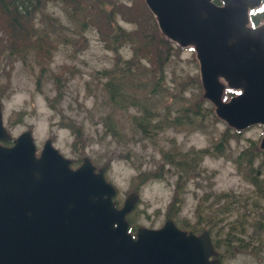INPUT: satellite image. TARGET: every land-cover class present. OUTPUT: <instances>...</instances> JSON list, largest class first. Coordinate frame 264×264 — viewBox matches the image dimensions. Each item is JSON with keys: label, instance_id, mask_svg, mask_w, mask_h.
<instances>
[{"label": "rangeland", "instance_id": "1", "mask_svg": "<svg viewBox=\"0 0 264 264\" xmlns=\"http://www.w3.org/2000/svg\"><path fill=\"white\" fill-rule=\"evenodd\" d=\"M92 1L80 0L86 6ZM97 1L102 6L111 2ZM112 1L117 6V0ZM138 4L134 14L139 16L145 4L143 0ZM92 7L84 8L83 13L89 11L101 35H108L107 40L116 44L111 39V14L105 11L104 18L98 11L101 6L92 2ZM43 9L42 20L37 17L33 21L47 36L46 43L35 42L30 29L12 26V39L1 48L0 105L8 133L15 137L29 129L37 151L50 138L53 147L72 161L71 167L78 166L84 156L95 168L103 167L105 180L116 190L118 206L128 193L136 192L138 200L127 215L129 225L156 228L170 217L182 230L195 234L209 231L220 255L219 264H264V194L253 196L251 183L253 172L258 182L264 180V151L258 146L263 127L250 125L235 133L215 117L212 105L201 97L194 50L180 48L164 61L166 52L153 42L148 53L158 66L152 69L146 62L149 55L144 60L136 56V65L129 66L133 79L125 84L134 85L136 89L130 94L152 110L151 122L166 118L168 124L161 129L143 127L139 134L129 123L138 111L112 107L109 91L106 94L102 85L104 71L113 65L125 68L120 62L116 64L115 57L130 60V43L111 51L94 27L81 31V17H77L80 23L71 20L62 3L47 2ZM109 9L106 5L104 10ZM115 18L122 29H133V24L119 15ZM141 19L139 34L145 37L151 31L149 17L144 13ZM129 39L134 42L133 37ZM227 92L235 93L225 90L222 99L232 96ZM186 112L198 116L189 117V124H171L174 117L185 120ZM235 218L244 221L246 230V237L238 236L239 248L230 243V235L225 236ZM221 226L223 232H219Z\"/></svg>", "mask_w": 264, "mask_h": 264}, {"label": "water", "instance_id": "2", "mask_svg": "<svg viewBox=\"0 0 264 264\" xmlns=\"http://www.w3.org/2000/svg\"><path fill=\"white\" fill-rule=\"evenodd\" d=\"M166 39L191 46L203 97L233 130L261 125L264 151V20L249 13L263 0H143ZM237 90L227 100L225 90ZM0 105V264H218L208 232L196 235L167 217L128 230L138 195L116 206L103 167L79 166L46 139L36 155L31 131L13 139Z\"/></svg>", "mask_w": 264, "mask_h": 264}, {"label": "trees", "instance_id": "3", "mask_svg": "<svg viewBox=\"0 0 264 264\" xmlns=\"http://www.w3.org/2000/svg\"><path fill=\"white\" fill-rule=\"evenodd\" d=\"M52 1L57 2V3H62L63 8H66L68 10L67 14L71 20H74V21H77L80 23V21L77 17H81V19H82L81 24H80V30L81 31L87 30L91 26L94 27L95 30H98L99 31L98 32L99 33V36H98L99 39H101L103 42H105V47L110 49L111 51H113V49L114 50L117 49L119 46L124 44V42L130 43L131 49H132V54L130 56V58H131L130 60L127 58L128 61H122L119 56L115 57V60L117 61L116 64H119V62H120V64L125 65L126 69L125 68H117L116 65H113L112 69H110L108 71H104V73H103V77H105L106 79L102 82V85L106 91V94H107V91H109L110 95H109L108 100H110V103H111L112 107H114V108L116 107V108L121 109V106H124L122 109H126L127 107H133L136 109V111H138V113L130 116L129 123H131L134 130L136 132H138L139 134L143 133L142 132L143 127L145 129L147 127H150V128L152 127L155 129H157V127H160L159 129H161L163 126H166L168 124V122L166 121L167 120L166 118H163V120H159V121L153 120V122H151L152 115L150 114V112L152 110L148 109V105H146L147 103L145 104V102L144 103L136 102L137 100L133 98L134 95L130 94V91L132 89H134V87H135L134 85H132L130 83L125 84L126 80L133 79V75L130 73L131 67H129V66H132L133 64L136 65L135 62H133V60L136 58V56H138L139 59L143 58L142 60H144V58L146 57V59H147V56L149 55L151 58L149 57L148 61H146V62L147 63L149 62L151 64V68L153 67V65H155V67L158 66V63H156V58H154L150 55L151 52L148 53L149 52L148 46L151 43L153 44V42H154L155 46L161 47L163 49V51L166 52V55L163 58L164 61L171 55V53H176V51H180V48L177 47L172 41L165 39L161 35V33L156 28L154 18L152 16H150V13L147 10V8H145V5H144V9L139 14L140 17L137 14H134V10H135V8H136V6L140 0H127L128 3L127 2L121 3L120 0H117V2H118L117 6H115V4L112 0H111V2L105 4V6L99 5V2L97 0L92 1L94 3V5H96V7L101 6L102 9L101 10L98 9V11H100V13L103 14L104 18L107 17V13H105V11H107L111 14V15L109 14L110 18H111V25H112L110 30H111V34L113 35V37H111V39L116 44H113L107 40L108 35L105 37H103L101 35L99 27H97L92 22L93 20H96V19L92 18L93 16L91 13H88L89 11L87 13L86 12L83 13L85 11L84 8L85 9L93 8L92 2L86 6V5H81L80 0H0V53H1V48L5 47L6 44H8L7 41L12 39L11 34H10V32H11L10 30H11L12 26H15L16 28L18 27L20 29L21 28H24V29L26 28L27 30L30 29L31 38L35 42H37V43L41 42L42 43V41H45V43H46L47 36L41 33L40 29L36 26V23H34L33 20L38 17L40 19L39 21H41L42 15L44 14L43 13L44 12V9H43L44 5L47 2H52ZM82 1H87V0H82ZM106 5L110 6L109 10H104V9H106ZM138 6H139V4H138ZM120 7H122V8H120ZM124 13H125V15H124ZM144 13H145V17L146 16L149 17V23L147 25H149V28H151V31L149 32L150 35L147 34L145 37H142L139 34L140 31L138 29V25H141V23H142L141 18L144 17ZM116 15H119L120 18L124 19L127 22L132 23L133 29L132 30L122 29L116 22V18H115ZM110 18L108 20V23L110 22ZM249 19H250L251 24H256L259 21L264 19V0H263V3L260 7L252 10V13L250 14ZM48 21H50L49 23H51V26H53V24H54L53 18L48 19ZM131 37L134 38V42L130 41L129 38H131ZM115 38L121 39L120 40L121 42L118 44V41L115 40ZM127 40H129L130 42ZM72 41H75V40H72ZM138 45L143 46L142 49L138 50L137 49ZM38 51H39V49H38ZM137 52H140L141 54H138ZM7 54L9 55V52ZM124 62H125V64H124ZM142 68H145V66H143ZM152 69L150 70V72L152 71ZM135 70H136V68H133L132 72H135ZM159 80H160V78H159ZM134 90H132V91H134ZM227 94L231 95L232 93L227 92L226 95ZM226 97H228V96H226ZM191 103L192 102H190L189 104H191ZM125 106H127V107H125ZM191 106L195 107L194 104H192ZM187 108H189V107L187 106L186 109ZM205 110L206 109L204 108V111ZM193 113L194 114H189V113L187 114V112H186L185 116H184L185 120H181L182 122L180 120H177V118L174 117L173 119H171V124H173V125L175 123H177V124L188 123L189 124L190 123V121L188 119L189 117L191 118V117H197L198 116V114H196L195 112H193ZM235 133H237V131H235ZM238 133H240V132H238ZM233 135H236V134H233ZM252 175L254 177L251 179V183L253 186V196L260 198V197H262L261 195L264 194V191H263L264 190V180L258 182V179H257L256 175L254 174V172L252 173ZM254 201H256V200H254ZM172 202H173V200H172ZM166 216H167V214H166ZM235 219H236V221L234 219H232L229 222L230 226L228 227V229H226L229 231H226L225 236L230 235L231 236L230 243L235 245L234 247L239 248L240 245L237 246V242L239 241L238 236H241L243 238L246 237V236H244V235H246V230L244 229V225H243L244 221H241V220L238 221V218H235ZM198 221H200L199 217H198ZM135 227L136 226L132 223L131 225H129V231L131 233H134ZM223 230H224V227L221 226V228H219V232H223ZM234 235L237 236L236 239H235V237H233ZM261 235H262L261 237L264 238V227H263ZM223 236H224V234H223ZM228 238H229V236H228ZM220 244H222V241H220ZM215 246L216 245L214 244L213 245L214 249H215ZM257 246L260 247L261 245L258 244Z\"/></svg>", "mask_w": 264, "mask_h": 264}, {"label": "flooded vegetation", "instance_id": "4", "mask_svg": "<svg viewBox=\"0 0 264 264\" xmlns=\"http://www.w3.org/2000/svg\"><path fill=\"white\" fill-rule=\"evenodd\" d=\"M203 232V231H202ZM208 232V235H209V231H207ZM201 232H198V234H200ZM195 234V233H194ZM197 233H196V235H198ZM210 237V236H209ZM213 246V245H212ZM217 250V249H216ZM217 258H218V261H219V263H220V256H219V253L217 252ZM218 263V264H219Z\"/></svg>", "mask_w": 264, "mask_h": 264}]
</instances>
